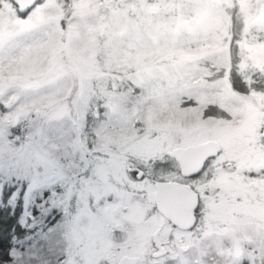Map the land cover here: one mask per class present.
I'll list each match as a JSON object with an SVG mask.
<instances>
[{"label":"snow or ice","instance_id":"snow-or-ice-1","mask_svg":"<svg viewBox=\"0 0 264 264\" xmlns=\"http://www.w3.org/2000/svg\"><path fill=\"white\" fill-rule=\"evenodd\" d=\"M0 264H264V0H0Z\"/></svg>","mask_w":264,"mask_h":264}]
</instances>
